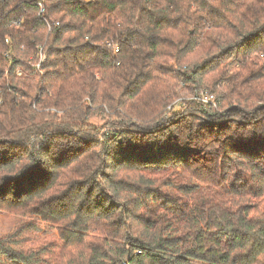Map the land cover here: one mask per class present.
Instances as JSON below:
<instances>
[{
	"label": "trees",
	"instance_id": "16d2710c",
	"mask_svg": "<svg viewBox=\"0 0 264 264\" xmlns=\"http://www.w3.org/2000/svg\"><path fill=\"white\" fill-rule=\"evenodd\" d=\"M0 212L8 264H264V0H0Z\"/></svg>",
	"mask_w": 264,
	"mask_h": 264
},
{
	"label": "rangeland",
	"instance_id": "374dc122",
	"mask_svg": "<svg viewBox=\"0 0 264 264\" xmlns=\"http://www.w3.org/2000/svg\"><path fill=\"white\" fill-rule=\"evenodd\" d=\"M179 100L175 101V110L178 111L179 107ZM171 107V106H169ZM21 218L7 214V213H2L0 212V239L3 241L5 245L8 243L5 242L4 238L11 234L15 229L17 228L18 223L20 222ZM41 228L40 230H36L34 232H25L23 235H27L28 233H31L29 236V240L26 242H22V246L27 249H35L37 246H40L44 243H51L52 237L56 236V230L55 228L49 227L45 225L44 223H40ZM12 247H17L11 244ZM3 256H1V261L0 264H8V262L3 260ZM40 264H46L44 262Z\"/></svg>",
	"mask_w": 264,
	"mask_h": 264
},
{
	"label": "built area",
	"instance_id": "2783aa9c",
	"mask_svg": "<svg viewBox=\"0 0 264 264\" xmlns=\"http://www.w3.org/2000/svg\"><path fill=\"white\" fill-rule=\"evenodd\" d=\"M39 6L41 7V9L39 11V13L41 14L42 11H43L42 3L41 2H39ZM38 56H39L40 61H42L44 59L43 58V54H42V47H40L38 49ZM37 67H38V64H37ZM193 99L198 100V101H200V102H202L204 104L213 103L212 100L206 94H204L203 92H200L199 94L195 95L193 97Z\"/></svg>",
	"mask_w": 264,
	"mask_h": 264
}]
</instances>
